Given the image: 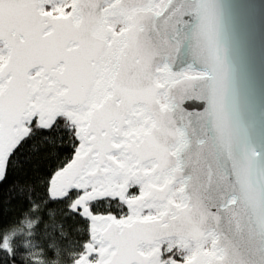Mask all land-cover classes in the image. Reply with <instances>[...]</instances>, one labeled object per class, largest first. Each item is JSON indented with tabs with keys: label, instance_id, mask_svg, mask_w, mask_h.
Instances as JSON below:
<instances>
[{
	"label": "snow or ice",
	"instance_id": "obj_1",
	"mask_svg": "<svg viewBox=\"0 0 264 264\" xmlns=\"http://www.w3.org/2000/svg\"><path fill=\"white\" fill-rule=\"evenodd\" d=\"M0 217V264H264V2L0 0Z\"/></svg>",
	"mask_w": 264,
	"mask_h": 264
},
{
	"label": "water",
	"instance_id": "obj_2",
	"mask_svg": "<svg viewBox=\"0 0 264 264\" xmlns=\"http://www.w3.org/2000/svg\"><path fill=\"white\" fill-rule=\"evenodd\" d=\"M250 2L262 3V2H264V0H250ZM255 23H256L257 33H258L259 32V14H258V12L256 14Z\"/></svg>",
	"mask_w": 264,
	"mask_h": 264
},
{
	"label": "trees",
	"instance_id": "obj_3",
	"mask_svg": "<svg viewBox=\"0 0 264 264\" xmlns=\"http://www.w3.org/2000/svg\"><path fill=\"white\" fill-rule=\"evenodd\" d=\"M2 221H3V217H0V223H2Z\"/></svg>",
	"mask_w": 264,
	"mask_h": 264
}]
</instances>
